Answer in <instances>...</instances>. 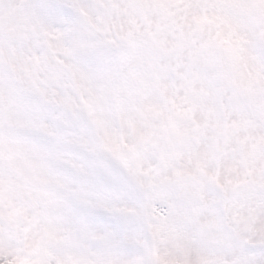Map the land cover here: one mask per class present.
I'll return each instance as SVG.
<instances>
[{"label":"snow or ice","instance_id":"1","mask_svg":"<svg viewBox=\"0 0 264 264\" xmlns=\"http://www.w3.org/2000/svg\"><path fill=\"white\" fill-rule=\"evenodd\" d=\"M0 264H264V0H0Z\"/></svg>","mask_w":264,"mask_h":264}]
</instances>
